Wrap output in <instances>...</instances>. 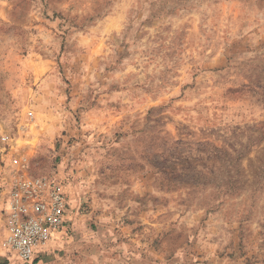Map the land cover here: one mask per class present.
I'll return each instance as SVG.
<instances>
[{
    "label": "rangeland",
    "instance_id": "374dc122",
    "mask_svg": "<svg viewBox=\"0 0 264 264\" xmlns=\"http://www.w3.org/2000/svg\"><path fill=\"white\" fill-rule=\"evenodd\" d=\"M18 178L103 264H264V0H0V251Z\"/></svg>",
    "mask_w": 264,
    "mask_h": 264
},
{
    "label": "built area",
    "instance_id": "2783aa9c",
    "mask_svg": "<svg viewBox=\"0 0 264 264\" xmlns=\"http://www.w3.org/2000/svg\"><path fill=\"white\" fill-rule=\"evenodd\" d=\"M11 197L2 247L23 262H33L52 234L65 225L66 193L59 182L18 178L13 182Z\"/></svg>",
    "mask_w": 264,
    "mask_h": 264
},
{
    "label": "crops",
    "instance_id": "0c3cea01",
    "mask_svg": "<svg viewBox=\"0 0 264 264\" xmlns=\"http://www.w3.org/2000/svg\"><path fill=\"white\" fill-rule=\"evenodd\" d=\"M77 238H73V236L68 235H53L52 239L49 242V246L51 248H58L63 249L65 246L66 253L68 254L67 258L71 257L72 255H75L74 253L77 252V257L79 258L78 264H103V259H99V252L96 251V253L93 251L91 254H88L87 249H85L83 246H86V244L77 243ZM77 243V244H76ZM74 248V249H73ZM55 253V252H54ZM73 253V254H72ZM1 256H6L8 254L7 250L1 249L0 251ZM88 256L93 257L97 260H88ZM69 260V259H68ZM112 264V263H111Z\"/></svg>",
    "mask_w": 264,
    "mask_h": 264
},
{
    "label": "trees",
    "instance_id": "16d2710c",
    "mask_svg": "<svg viewBox=\"0 0 264 264\" xmlns=\"http://www.w3.org/2000/svg\"><path fill=\"white\" fill-rule=\"evenodd\" d=\"M0 264H4V263H0Z\"/></svg>",
    "mask_w": 264,
    "mask_h": 264
}]
</instances>
